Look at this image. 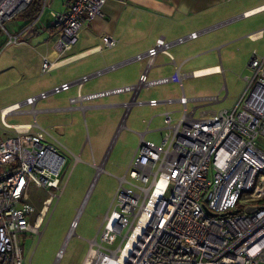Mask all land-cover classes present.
I'll use <instances>...</instances> for the list:
<instances>
[{
  "label": "built area",
  "instance_id": "obj_1",
  "mask_svg": "<svg viewBox=\"0 0 264 264\" xmlns=\"http://www.w3.org/2000/svg\"><path fill=\"white\" fill-rule=\"evenodd\" d=\"M31 1L0 0V49L21 44L46 29L41 15L49 0H41L40 11L33 19L20 20V25L11 30L5 25L17 19ZM105 1L64 0L62 11L49 9V26L57 28L52 46L56 59L43 57L42 73L73 60L66 53L91 20L102 15ZM197 35L192 32L175 42ZM102 41L107 46L115 43L109 36ZM170 45L158 39L135 58L146 59L148 66L159 52L171 57ZM248 67L245 87L231 108L201 112L197 117L198 106L189 108L190 102L217 98H188L178 71L149 78L145 69L135 83L88 93L80 90L88 76L79 79L76 95L68 100L70 105L83 107L87 101L130 93L124 117L130 105L139 102L141 89L171 82L180 87L179 117L174 120L170 112L164 113L165 132L159 143L140 139L101 221L99 239L90 241L82 264H264V203L257 202L264 196V150L256 146V139L264 137V55L253 54ZM71 85L62 82L0 111L3 128L11 130L0 136V264H26L21 238L27 232L39 233L46 213L64 188L60 174L66 162L58 143L49 141L41 130H31L35 122L12 125L6 117L23 112V106L34 116L39 100L67 91ZM158 102L148 100L153 106ZM92 162L95 177L70 222L57 259L74 234L102 170L103 162ZM31 186L44 188L47 193L37 213ZM247 200L249 204L244 203Z\"/></svg>",
  "mask_w": 264,
  "mask_h": 264
},
{
  "label": "crops",
  "instance_id": "obj_2",
  "mask_svg": "<svg viewBox=\"0 0 264 264\" xmlns=\"http://www.w3.org/2000/svg\"><path fill=\"white\" fill-rule=\"evenodd\" d=\"M63 3L64 0H49L48 7L62 11ZM42 21L46 29L38 37L32 36L21 44L11 45L19 48V56L26 62V66L31 62V55H34L38 73H42L43 57L56 59L52 46L57 28L49 26V15L48 20ZM192 32L198 35L181 43L175 42L177 38ZM104 36L111 37L115 43L111 46L103 45ZM158 39L171 43L168 48L171 57L159 52L148 66L146 59L135 58L145 53ZM253 54L264 55V0H106L102 6V15L91 20L80 33L76 45L66 53L67 57L73 56V60L53 70H62V73L53 80L50 87L62 82H70L72 85L67 91L39 100L35 105H39L36 114L40 112L53 116L51 125L58 134L53 140L63 152L69 147L77 150L80 148V154L74 156L76 161L81 160L85 147V143L82 144L85 121L87 126L90 125L94 142V147L90 145L89 161L103 162L110 152V144L104 147L112 134L123 128L127 130L124 137L131 135L133 139L125 150L132 159L141 138L150 142L162 138L165 132V112H170L174 120L179 117V85L175 82L167 83L172 89L178 88L177 98L165 97L166 90L162 85L141 89L137 95L139 102H133L124 117V104L129 102L130 93L87 101L83 107L70 105L68 100L76 95L77 84L82 76H88L80 87L83 93L135 83L145 69L149 78L168 76L178 71L182 85L188 78L227 77L231 83L238 85L228 109L243 90L244 76L250 72L248 62ZM24 74L27 73L23 71V77L27 76ZM46 74L49 73H42ZM225 90L227 96L228 88ZM149 99H157L159 102L153 106L148 104ZM167 99H172V102H166ZM174 103L178 104L179 109L171 105ZM11 104L0 108V111ZM27 109L9 115L29 113ZM81 114L83 121L80 119ZM26 123L31 122L11 124ZM31 130H41L48 134L37 122ZM9 133L0 131V136Z\"/></svg>",
  "mask_w": 264,
  "mask_h": 264
},
{
  "label": "rangeland",
  "instance_id": "obj_3",
  "mask_svg": "<svg viewBox=\"0 0 264 264\" xmlns=\"http://www.w3.org/2000/svg\"><path fill=\"white\" fill-rule=\"evenodd\" d=\"M48 10L49 7H46L42 12L41 17L44 21L48 20ZM20 22V19L17 18L10 23L7 22L5 25L11 30L13 27H18ZM41 33L33 37H38ZM19 51V48L11 45L0 49V108L13 102H22L28 96H34L41 91L49 90L53 80L62 73V70H55L46 75L38 73L34 55H31V62L26 66V62L19 56ZM23 71L27 73L24 74L27 76L23 77ZM183 85L188 98H217V100L190 102L188 104L189 108L199 106L195 112V117L201 112L219 111L230 106L233 102L232 95L238 86L236 83H231L227 77L222 76L188 78L184 80ZM221 86L224 87L220 90ZM162 87L166 90L164 92L165 97H178L179 90L177 87L172 89L170 84L162 85ZM226 87L228 88L227 96ZM244 87L245 84L242 88L244 89ZM198 90L199 92H197ZM171 105L179 109L178 104L174 103ZM35 108L38 111L39 105L35 106ZM21 109L25 110L27 107L23 106ZM35 116L36 121L34 120ZM35 116L32 113L9 115L6 117V122L10 124L37 122L48 133V140L56 142L53 138H57L58 134L51 125L53 116L40 112ZM83 118L81 114L80 119L82 121L84 120ZM89 126H87L86 121L83 123L84 137L82 144L85 143V147L80 157L81 160L76 161L74 159V156L80 154V148L77 150L66 147L67 149L64 150L66 162L60 174L61 185H64V188L60 197L53 201L52 206L46 213L44 221L38 229L39 233L27 232L21 238V248L26 264H82L90 246V241L95 238L99 239V226L119 185V179L125 175L131 159V157L127 156L125 150L133 139L129 134L128 137H124V134L127 133L125 128L120 132L114 131L115 133L112 134L109 142L104 147L107 148L110 144V152L103 161L102 170L98 174L92 192L81 210L74 234L66 241L63 255L59 259L56 258L58 250L65 241L70 222L74 218L96 174V168L93 166L92 160L89 161L90 145L94 147L92 130ZM36 128L38 127L36 126ZM0 131L11 132V130L3 128L1 120ZM160 140L154 143H159ZM256 146L264 150V137L260 136L256 139ZM99 163V160L95 161L96 165ZM30 192L31 200L36 207L37 213L41 209L42 201L47 195L46 189L31 186ZM249 202L248 200L244 201L245 204H249ZM31 224H33V218L31 219Z\"/></svg>",
  "mask_w": 264,
  "mask_h": 264
},
{
  "label": "trees",
  "instance_id": "obj_4",
  "mask_svg": "<svg viewBox=\"0 0 264 264\" xmlns=\"http://www.w3.org/2000/svg\"><path fill=\"white\" fill-rule=\"evenodd\" d=\"M40 8L41 0H32L26 9L19 13L17 18L20 20L33 19L40 11ZM257 202L264 203V196H262L261 199L257 200Z\"/></svg>",
  "mask_w": 264,
  "mask_h": 264
},
{
  "label": "bare ground",
  "instance_id": "obj_5",
  "mask_svg": "<svg viewBox=\"0 0 264 264\" xmlns=\"http://www.w3.org/2000/svg\"><path fill=\"white\" fill-rule=\"evenodd\" d=\"M41 219H42V217H41V215L38 217V220H37V224H39L40 222H41ZM89 259V256H88V258L86 259V261Z\"/></svg>",
  "mask_w": 264,
  "mask_h": 264
}]
</instances>
